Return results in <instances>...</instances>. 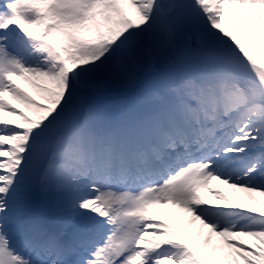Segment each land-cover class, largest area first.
I'll return each instance as SVG.
<instances>
[{"label": "snow or ice", "instance_id": "1", "mask_svg": "<svg viewBox=\"0 0 264 264\" xmlns=\"http://www.w3.org/2000/svg\"><path fill=\"white\" fill-rule=\"evenodd\" d=\"M214 183L264 197V0L0 2V264H264Z\"/></svg>", "mask_w": 264, "mask_h": 264}, {"label": "rangeland", "instance_id": "2", "mask_svg": "<svg viewBox=\"0 0 264 264\" xmlns=\"http://www.w3.org/2000/svg\"><path fill=\"white\" fill-rule=\"evenodd\" d=\"M129 12L131 14L132 10H129ZM28 91L32 95L36 96L37 99H39V96L37 94L35 95V93L32 89H29ZM120 95L124 96L125 98H127L128 96H131L127 90H122L120 92L107 95V96L101 98L102 99V106H123L124 104H126L127 101H126V99H120L119 98V97H121ZM116 98H118V99H116ZM15 107H17L20 111H24V112H26V114L31 115V113H28L27 110L23 107V105L16 104ZM85 113H87V109H85ZM230 200H232L234 203L239 202V204H241V200L238 199V197L230 198ZM243 200H246V203L242 204V206H246V207L254 206L252 203L253 200H258V201H261L262 203H264V197H259V196L250 197L248 194L243 195ZM240 240L244 244H249L248 242L251 241L245 237H241ZM253 243H255V242H253ZM231 251H232L231 249H227V248L224 249L225 253L231 252ZM241 264H242V262H241Z\"/></svg>", "mask_w": 264, "mask_h": 264}, {"label": "bare ground", "instance_id": "3", "mask_svg": "<svg viewBox=\"0 0 264 264\" xmlns=\"http://www.w3.org/2000/svg\"><path fill=\"white\" fill-rule=\"evenodd\" d=\"M17 83H19L21 85V87H24L26 90H29L30 88H28V86L26 84H24L22 81H17ZM35 93V92H34ZM36 95V93H35ZM6 99L9 100V102L13 103L14 105H16L17 103L15 101H12L11 98L9 97H6ZM214 188L218 189L219 191H221L225 196L228 197V194L231 196V197H235V196H239L241 197V195H244V194H237L234 192L233 189H230L228 188L226 185H221L219 183H214ZM229 198V197H228ZM209 199H211V197H209ZM230 199V198H229ZM215 202V201H214ZM239 204V203H238ZM243 208V207H241ZM171 211H175L178 213L179 216L183 217V226L184 227H187L188 225V221L191 219L190 216H188L187 214L185 213H179L178 210H171ZM156 212L157 213H160L164 216H169L170 214V210L168 209H156ZM201 225L199 224V222L197 221L193 226H192V231H193V236H195V233L196 231L200 230L201 229ZM204 232L206 233L207 230H204ZM219 241L220 239L218 237H213V244H219ZM192 242V241H190Z\"/></svg>", "mask_w": 264, "mask_h": 264}]
</instances>
